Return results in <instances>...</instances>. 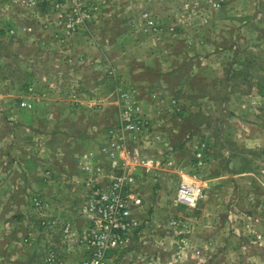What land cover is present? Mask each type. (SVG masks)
<instances>
[{
	"label": "rangeland",
	"instance_id": "374dc122",
	"mask_svg": "<svg viewBox=\"0 0 264 264\" xmlns=\"http://www.w3.org/2000/svg\"><path fill=\"white\" fill-rule=\"evenodd\" d=\"M126 111L152 161L107 264H264V0H0V264L81 259L66 139L99 148Z\"/></svg>",
	"mask_w": 264,
	"mask_h": 264
},
{
	"label": "built area",
	"instance_id": "2783aa9c",
	"mask_svg": "<svg viewBox=\"0 0 264 264\" xmlns=\"http://www.w3.org/2000/svg\"><path fill=\"white\" fill-rule=\"evenodd\" d=\"M121 118L124 122L121 128L110 129V139L100 143L98 159L87 160L82 166L86 195L80 208L84 226L78 240L83 256L73 264H107L110 250L124 245L139 225L143 198L137 187L138 168L148 167L152 159L125 145L124 132L140 133L146 128L145 122L131 111L124 112ZM176 194L178 202L193 205L201 198L202 191L183 182ZM68 227L66 223L65 232ZM56 260L51 259L49 264H64Z\"/></svg>",
	"mask_w": 264,
	"mask_h": 264
},
{
	"label": "crops",
	"instance_id": "0c3cea01",
	"mask_svg": "<svg viewBox=\"0 0 264 264\" xmlns=\"http://www.w3.org/2000/svg\"><path fill=\"white\" fill-rule=\"evenodd\" d=\"M92 125H89V127H87V131L86 129H84V132L86 131V133H91L89 131H91ZM85 137L80 136L79 138L77 137H70L67 138L66 140L69 142V148H71L72 144L73 147L70 149H75L74 151H70V153L68 152V156H66L68 158V162L69 165L72 167L71 170L69 171V177L71 178H75V180H77V182H79L80 178L83 177L84 172L82 170V166L83 164L87 161H94V159H98V145L96 144V138H95V134H90V136L88 135ZM50 139L47 138L46 142H49ZM73 142V143H72ZM53 143H56L53 142ZM62 174H64V171H60ZM79 179V180H78ZM68 219V218H65ZM69 221H71V219H68ZM82 226V225H81ZM84 226V225H83ZM214 252V253H213ZM226 254L223 251L220 250H216V251H203L202 256L201 257V264H217L216 260H220V264L221 260L223 259L221 255ZM62 261V260H61ZM77 261V260H76ZM64 264L66 262L62 261ZM75 262V261H74ZM72 262V264L74 263Z\"/></svg>",
	"mask_w": 264,
	"mask_h": 264
}]
</instances>
